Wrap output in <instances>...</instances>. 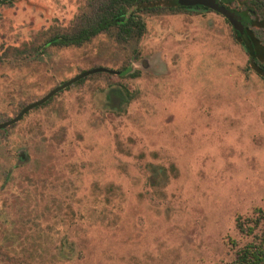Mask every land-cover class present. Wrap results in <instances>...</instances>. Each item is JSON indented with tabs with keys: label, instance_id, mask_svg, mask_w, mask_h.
<instances>
[{
	"label": "rangeland",
	"instance_id": "374dc122",
	"mask_svg": "<svg viewBox=\"0 0 264 264\" xmlns=\"http://www.w3.org/2000/svg\"><path fill=\"white\" fill-rule=\"evenodd\" d=\"M101 1L0 5V123L85 70L126 71L91 73L0 128V264H227L251 239L238 221L263 227L264 77L202 7L144 11L138 42L46 44ZM226 3L264 43V4Z\"/></svg>",
	"mask_w": 264,
	"mask_h": 264
},
{
	"label": "trees",
	"instance_id": "16d2710c",
	"mask_svg": "<svg viewBox=\"0 0 264 264\" xmlns=\"http://www.w3.org/2000/svg\"><path fill=\"white\" fill-rule=\"evenodd\" d=\"M4 0H0V3ZM256 8H262L263 0H250ZM184 0H102L88 21L79 26L74 32L55 31L49 35L46 43L54 46H81L90 42L101 33L116 31V38L122 43L139 41L145 32L144 11L184 10L191 8ZM198 7V6H197ZM201 7V6H200ZM236 40L242 45L248 55V62L252 69L264 77V43L260 41L254 30L247 23L229 20ZM247 24V25H246ZM139 70L131 74L139 75ZM116 91V92H115ZM114 95L121 99L133 96L127 88L114 89ZM262 216L263 227L259 233L252 226L246 228L238 221V227L251 239L239 246L235 257L227 264H264V211L258 209ZM60 253V252H59Z\"/></svg>",
	"mask_w": 264,
	"mask_h": 264
},
{
	"label": "water",
	"instance_id": "95a60500",
	"mask_svg": "<svg viewBox=\"0 0 264 264\" xmlns=\"http://www.w3.org/2000/svg\"><path fill=\"white\" fill-rule=\"evenodd\" d=\"M227 1H229V0H184L185 4H187L189 6L201 5V6L213 9V10L223 14L227 19H229L233 22H236L237 20H239L243 24L246 23L248 20H246L245 16L241 12L236 11L233 8L224 5V3ZM94 72H109V73H116V74H125L126 73V71H119V70L111 69V68L104 67V66H97L95 68L85 70V71L75 75L71 79L67 80L63 84L54 87L53 89H51L47 94H45L41 98L25 105L18 112V114L16 116L10 118L9 120H6V121L0 123V128L7 127V126L19 121L30 109L35 108V107L45 103L48 99H50L58 91L62 90L66 86L71 85V84L75 83L76 81H78L79 79H81L85 76H88L89 74L94 73Z\"/></svg>",
	"mask_w": 264,
	"mask_h": 264
},
{
	"label": "flooded vegetation",
	"instance_id": "af4514ba",
	"mask_svg": "<svg viewBox=\"0 0 264 264\" xmlns=\"http://www.w3.org/2000/svg\"><path fill=\"white\" fill-rule=\"evenodd\" d=\"M6 1H7V0H4L3 2L0 3V5L5 4ZM229 1H231V0H229ZM221 2H222V1H221ZM222 3H223V2H222ZM224 5H226V6H228V7H231V6H229L226 2L224 3ZM197 6L200 8L201 5H196V6H193V7H197ZM198 7H197V8H198ZM201 7L207 9V8L204 7V6H201ZM231 8H233V7H231ZM208 9H210V8H208ZM233 9L236 10V11H238L236 8H233ZM212 10H213V9H212ZM214 11H215V10H214ZM216 12H217V11H216ZM218 13H219V12H218ZM220 14H221V13H220ZM222 15H223V14H222ZM223 16H224V15H223ZM224 17H225V16H224ZM225 18H226V17H225ZM226 19H227V18H226ZM227 20H228V22H229V19H227ZM229 23H230V22H229ZM230 24H231V23H230ZM247 24H249V23H247ZM247 24H246V25H247ZM231 26H232V25H231ZM46 44H47V45H50V44H48V43H46ZM51 46H54V45H51ZM58 92H59V91H58ZM53 96H54V95H53ZM48 100H49V99H48ZM32 109H33V108H32ZM30 110H31V109H30ZM13 124H14V123H13ZM11 125H12V124H11ZM9 126H10V125H9ZM4 128H5V127H4Z\"/></svg>",
	"mask_w": 264,
	"mask_h": 264
}]
</instances>
